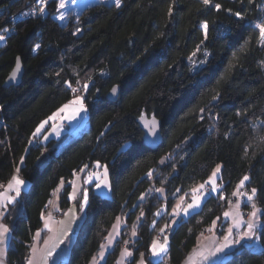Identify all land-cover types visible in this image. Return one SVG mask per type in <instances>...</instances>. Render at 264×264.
Wrapping results in <instances>:
<instances>
[{
	"label": "trees",
	"instance_id": "16d2710c",
	"mask_svg": "<svg viewBox=\"0 0 264 264\" xmlns=\"http://www.w3.org/2000/svg\"><path fill=\"white\" fill-rule=\"evenodd\" d=\"M31 1L0 0V30L9 29L0 41V188L17 169L29 182L2 217L12 236L7 264H26L55 190L63 182L58 198L62 209L68 207L70 181L83 166H107L110 191L84 186L85 218L61 264H89L118 216L125 225L102 264H114L132 223L137 235L128 264L140 255L146 264H181L216 218L222 232V214L245 175L250 179L241 189L258 190L253 202L264 224V44L255 27L264 22V0H212L209 6L202 0H121L119 8L98 2L70 9L63 21L56 18L58 1L50 0L43 14L12 20ZM202 22L208 23L207 40ZM18 56L22 79L4 86ZM114 85L120 91L111 101ZM73 88L86 98L83 127L32 143L36 127L77 94ZM143 114L161 122L162 141L154 149L142 140ZM217 165L219 191L177 220L165 257L152 260L156 211L164 204L171 209L177 194L189 196ZM158 188L163 196L150 192ZM82 198L83 190L75 203ZM240 202L242 210L251 204L245 196ZM257 243L243 241L212 264H264V236Z\"/></svg>",
	"mask_w": 264,
	"mask_h": 264
},
{
	"label": "crops",
	"instance_id": "0c3cea01",
	"mask_svg": "<svg viewBox=\"0 0 264 264\" xmlns=\"http://www.w3.org/2000/svg\"><path fill=\"white\" fill-rule=\"evenodd\" d=\"M61 107L59 109H61ZM57 110L54 113H57ZM52 114L50 116H52ZM80 119H81V117L77 118L75 116V118L72 120H68V119L64 120V118L61 116V114L59 112L55 119L49 120L48 117L46 119H44L43 121H47V122L40 129L39 133H36L35 136H32V139L34 137V138H37V140L40 143H46L49 139L58 138L59 136L64 134L66 131L76 133L84 125V120H82V119L80 120ZM63 121H66L68 126H69L67 130L62 128V122ZM56 122H59L61 125L60 126L61 128H59L58 131L53 130V128H54L53 125ZM37 127H36V129H37ZM36 129L34 130V132H36ZM86 167L87 166L82 167L84 169V171H81V169H82L81 168L80 170L75 172V175L73 174V177L70 181V183H71V191L69 193L70 205L64 209H62V207L60 206V201L58 198V194H59V192L62 189L64 184H63V182H60V184L58 185V187H57L58 190L57 189L55 190L54 196L50 199L51 203H48L46 210L43 213L41 227L34 232V235L32 237V242L29 245V252H28L26 264H28L29 258L32 259V264H45L46 252L49 249H51L54 244H58V246L52 252L51 256H49L47 258V264H61V263H64L68 259L69 254H70L71 245L75 239L78 227H79L80 223L83 221V219L85 218V214H86V207H85L84 211L81 212L79 210V205H77L75 203L80 192L82 190H84L83 189L84 188L83 182H82V179L84 176L83 174H85V180H87L88 176L92 173H99L100 178L103 179L104 167H102L100 169L99 168L96 169V167H95L91 171H86L87 170ZM14 175L18 176L20 179L25 181V184L21 186V193L23 191L27 190L29 188V182L26 181L25 179H23L17 170L14 172V174L11 176V178ZM11 178L8 180L7 183H5V185L0 190V192L5 190L9 181L11 180ZM219 178H220V173L215 178L216 184L218 185L217 192L220 189ZM107 181H108L107 187H104L103 185H101L100 188H97L96 184L98 183V180H97L96 176H93L92 179L89 180L86 184L92 185L93 189L96 192H98L102 195H108L109 191H110V183H109L108 174H107ZM200 184H202V183H200ZM200 184L196 185L194 188H198V186ZM211 187H212L211 184L205 185L204 189H202V191L204 192V196L201 198V202H200L199 206L189 209L187 214H185L183 211H180L179 215H175L173 213V209L178 204L180 205V207L182 209L187 208L188 204L192 203V191H191V194L189 196H181L184 198L183 201H181V197H180L176 201V203L171 207V209H168L165 204L159 207L160 215H156V218L154 220L155 224L152 223V226H156V229H157V232H156L153 240H156L158 243L163 244L164 239L166 237L167 238V245H166L165 251L161 252L159 255L153 256L152 255L153 240H152V243L150 246V258L152 260L159 261L165 257L167 250L169 248V235H168V233H169L170 228L177 223V220L182 216H188L192 212L198 210L202 206L204 200L206 199V197L209 194L217 193V192H211L210 191ZM74 189H75L74 198H70V194H72L74 192ZM240 189H238V190H240ZM7 194L10 196L16 195L14 191H9ZM161 194H164V191ZM19 196L16 198V200L19 198ZM82 200H83V198H82ZM5 204H6V210H7L9 205H11L12 203L7 204V202H5ZM70 209L74 211L75 219H72V214L69 212ZM6 210H5L3 205H0V211H4V213H5ZM61 210H63V212H62L61 216L58 217L57 215ZM251 210H252L251 204H250L249 208L244 211L241 208V202L240 201H239V207H237V202H230L222 214V223L224 226L223 230L221 229L222 232L220 233V232L216 231L217 226H218V221H219V219L216 218L215 219V221H216L215 226H213L212 223L210 225V228L212 230L211 231L208 230V231H206L205 234L199 235V237L197 238L196 245L194 247H192V249L188 252V254L184 258V260L181 262V264H212L214 262H217V261H220L221 259H223L225 254L227 252H229L230 250H232L237 245H230L228 248L224 249L223 252H219L215 256H209V258L207 260H204L200 255H198V253L203 251L204 254L207 255V253L209 251H215V248L224 242L223 237L226 235L228 228L230 226H233L232 217L231 216L225 217L224 216L225 212H231V213H233V215H236L238 213L239 217H241L244 221H246L248 219V214H249V212H251ZM244 212H247V214H246L247 216H244ZM65 213H69V214L65 215ZM156 213H157V211H156ZM159 218H162L160 223H158ZM45 221H48V227L47 228H45V226H44ZM61 221H63V223H60ZM0 223L5 224L2 218H0ZM124 225H125L124 224V217L118 216L116 218L115 222L113 223L112 227L110 228L109 233H108L105 241L102 243V245H105L103 257L100 256V252H101V246H100L98 253L92 257L89 264H102L104 262L107 253L115 246L116 242L120 239ZM165 225H168V227L165 228ZM114 226H117V227H114ZM245 227H246V224H244V223H242L240 225V229H243ZM161 228H164L163 232L160 231ZM240 229H236V228L233 229V237L232 238H234L235 232L239 231ZM38 231H39V236H37ZM65 231L67 232V236H64L62 234ZM133 231H135V235H133ZM125 234H126L125 240H128V241H129V239L133 240V238H135L137 235L135 224H131L128 227ZM110 236L112 239V243L109 245L108 238ZM11 238H12V236H11V232L9 230V233L7 234L6 242L4 245V254H3V256H0V259L3 260V264H7L6 254H7L8 247L11 243ZM45 241H47V244L45 243ZM60 241H62V242H60ZM33 246H35V249H36L35 253H33V251H32ZM257 247H258V245L256 246V248ZM124 249H125V247L120 248L118 256H117L114 264H128V262L132 256V249L127 248L131 252V255L123 256L122 252ZM93 258H95V260ZM141 260H143L144 264H146L143 255H140V257L137 259V261L134 264H140Z\"/></svg>",
	"mask_w": 264,
	"mask_h": 264
},
{
	"label": "snow or ice",
	"instance_id": "6c2138e0",
	"mask_svg": "<svg viewBox=\"0 0 264 264\" xmlns=\"http://www.w3.org/2000/svg\"><path fill=\"white\" fill-rule=\"evenodd\" d=\"M47 0H36V3H38L39 5H41V7L39 8V12L41 14L44 13L45 11V7L44 5L46 4ZM203 5L205 6H209L212 4V0H202ZM115 6L117 8H119L121 6V0H115ZM57 7L60 9L65 8V0H58V4ZM214 7L217 10H220L221 5L220 4H215ZM172 7L169 6L168 8V14L171 15L172 13ZM231 11V10H229ZM33 14H35V10H33ZM236 17L243 19V16L240 12H236L234 14ZM66 14L64 12H60L59 15L56 17L59 20H64L65 19ZM255 27L259 30V43L264 44V22L258 23L255 25ZM200 28L203 31L204 34V40L208 39V23L207 22H202L200 24ZM9 29L8 28H4L2 30V32H0V41L5 39V36L2 34L3 32H7ZM77 31H79V29H77ZM204 41H201V44ZM40 47V45H35V47L33 48V51H36L38 48ZM199 45L197 46V51L199 50ZM196 55L195 52L192 53V55L189 57V60L192 61L193 57ZM205 56H207V53L205 52ZM193 63H195V61H193ZM20 70V57L18 56L16 58V67L13 69V71L10 73L9 78L12 80L16 79L17 73ZM70 87V85H69ZM83 88L85 90H87L88 85L87 83H85L83 85ZM73 92H76L77 89L73 88L72 89ZM118 91V86L114 85L111 88V92L113 95H115ZM216 97H213V99H215ZM85 97L82 96H76L73 100H70L67 104L63 105L61 109L57 110V113H53L52 116L48 117L49 120L55 119L57 117V114L59 112H63L65 110H68L69 108H71L69 114L66 117H63L64 119H68V120H72L75 118V116H77L79 113L86 111V107H85ZM141 119H143V116L141 117ZM47 121H42L41 124L37 127L36 132L33 133V136L36 135V133L40 132V129L44 126V124ZM144 126L145 128L148 129V134L152 135L155 133L156 127H157V121L155 120V118L153 117L150 121L145 120L144 121ZM55 130V129H54ZM101 135H103V133H101ZM264 139V138H262ZM24 158L21 157V160H23ZM97 165H99V162H97ZM221 170V165H217L216 168L214 169L213 173L211 176H209L208 180L205 181L204 183L200 184L198 186V188H193L192 191V203L188 204L187 208H181L180 205L178 204L174 209H173V213L175 215H179L180 211H183L185 214L188 213V210L194 207L199 206L200 202H201V198L204 196V192L202 191V189H204L206 184H211L212 187L210 189L211 192H217L218 189V185L216 184V176L217 173ZM17 171H19V169H17ZM81 171H84V169L82 168ZM107 174H108V170H107V166L104 167V173H103V179L100 178V174L99 173H92L88 176L87 180H85V183H87L89 180L92 179L93 176H96L98 183L96 184L97 188H100L101 185H103L104 187L108 186V181H107ZM75 175V173H74ZM149 175H151V173H149ZM250 179L249 176L245 175L237 184V189H240L241 187L244 186L245 182L248 181ZM74 183V182H73ZM25 184V181L20 179L18 176L14 175L11 180L9 181L7 187L5 188L4 191L0 192V205H3L5 210H6V204L5 202H7V204H11L13 203L16 198L20 195L21 193V186ZM58 190V189H57ZM9 191H14L15 192V196H10L7 193ZM156 191L158 192H163V189H156ZM179 191V190H178ZM257 189L256 188H252L250 193L249 192H244V193H240V192H233L234 196H239V195H243L247 197V200L249 203H251V212H249L248 214V219L246 221H244L241 217H239V214L237 213L236 215H233V213L231 212H225L224 216L225 217H229L231 216L233 219V226H230L227 230L226 235L223 237V243L220 244L219 246H217L215 248V251H209L207 253V255L204 254L203 251L199 252L198 255H200L204 260H207L209 258V256H215L217 253L219 252H223L224 249L228 248L230 245H238L241 244L242 241H253V242H259L261 240V237L264 236V231H261L260 229H264V224L260 223V215H261V209H259L256 204L253 202L256 195H257ZM75 195V189L74 192L72 194H70V198H74ZM143 197V194H142ZM223 199V197H221ZM183 197H181V201H183ZM89 200V194H88V190L84 189L83 190V200L80 202L79 204V210L82 212L84 211L87 203ZM49 203H51V201H49ZM237 207H239V200H237ZM69 212L72 214V219H75V213L73 210H69ZM4 211H0V218H2L4 216ZM69 213H65V215H68ZM141 216L144 215L143 212H141L140 214ZM156 215H160V210H157ZM42 218H43V214H42ZM50 219V218H49ZM60 223H63V221H61ZM153 223L155 224V221H153ZM244 223L246 224V227L243 229H240V225ZM213 226H215L216 221L214 220L212 222ZM45 228L48 227V221H45ZM117 227V226H114ZM168 225H165V228H167ZM240 229L239 231L235 232L234 238L233 237V229ZM212 229L210 228L209 231H211ZM161 232L164 231V228L160 229ZM9 233V228L7 225L0 223V256H3L4 254V245L6 242V238H7V234ZM64 236H67V232H63L62 233ZM133 235H135V231H133ZM37 236H39V231L37 232ZM35 238V237H34ZM62 242V241H60ZM45 243L47 244V241H45ZM108 243L109 245L112 243V239L111 236L108 238ZM127 243V242H126ZM167 245V238L165 237L164 239V243H158L156 240H153L152 243V255L156 256L159 255L161 252L165 251ZM58 246V244H54L52 246L51 249H49L46 252L45 255V264H47V258L49 256H51L52 252L55 250V248ZM104 247L105 245H101V252H100V256L103 257L104 255ZM33 253H35L36 249L35 246H33L32 248ZM123 256H128L131 255V252L125 248L122 252ZM95 260V258H93ZM0 264H3V260L0 259ZM28 264H32V259L29 258L28 259ZM140 264H144L143 260H141Z\"/></svg>",
	"mask_w": 264,
	"mask_h": 264
},
{
	"label": "rangeland",
	"instance_id": "374dc122",
	"mask_svg": "<svg viewBox=\"0 0 264 264\" xmlns=\"http://www.w3.org/2000/svg\"><path fill=\"white\" fill-rule=\"evenodd\" d=\"M58 1V0H57ZM33 0L30 2L31 4H33ZM98 2H108V3H115V0H65V8H63V9H60V8H58V11H57V13H56V17L59 15V13L60 12H64L66 15H67V13H68V11L71 9V10H73V12H77V11H79L81 8H83L84 6H88V5H92V4H95V3H98ZM29 3V4H30ZM36 4V3H35ZM45 7V6H44ZM65 18H66V16H65ZM59 20V19H58ZM65 20V19H64ZM59 21H63V20H59ZM76 96H82L83 97V95H82V93H81V89H79V90H77V94L71 99V100H73ZM69 102V101H68ZM67 102V103H68ZM66 103V104H67ZM62 108V107H61ZM70 110H71V108H69L68 110H65V111H63V112H60V114H61V116L62 117H66L68 114H69V112H70ZM77 118H80L81 117V119L82 120H84V122H86V111H83V112H81V113H79L77 116H76ZM80 119V120H81ZM65 120V119H64ZM68 125L67 124V122L66 121H63L62 122V128H64V125ZM54 128H53V130L54 131H58V129L59 128H61L60 126V123L59 122H56L54 125ZM61 133V132H60ZM31 142L32 143H36V142H38V140H37V138H34L33 137V139H31ZM97 168H102V167H96V169ZM216 168V167H215ZM214 168V169H215ZM86 171H91L93 168H90L89 169V167H86ZM85 171V172H86ZM214 171V170H213ZM213 171H212V173H213ZM212 173H211V175H212ZM220 173V171L217 173V175ZM84 176H83V179H82V182H83V187L85 186V188H86V186H90V185H87L86 183H85V174H83ZM210 175V176H211ZM159 189V188H158ZM241 190V189H240ZM240 190H238V189H236L234 192H239ZM156 192V193H158L159 195H162L163 196V194H161L162 192H158V191H156V189L155 190H150V192ZM181 196H184V195H179V194H177V195H175V198H176V201L181 197ZM244 199V196L243 195H241V197H240V200H243ZM232 202V201H231ZM245 211V210H244ZM61 214H62V210L58 213V217L59 216H61ZM247 214V212H244V216H247L246 215ZM132 224H135V223H132ZM223 228H224V226H222ZM206 231V230H205ZM203 233V231H201V234ZM206 232H204L203 234H205ZM127 242V243H126ZM131 242H132V240H130L129 239V241L128 240H124V242H123V244H122V247H125V248H130L131 249ZM125 244H126V246H125ZM254 247H256L257 245H258V243L257 242H254Z\"/></svg>",
	"mask_w": 264,
	"mask_h": 264
},
{
	"label": "water",
	"instance_id": "95a60500",
	"mask_svg": "<svg viewBox=\"0 0 264 264\" xmlns=\"http://www.w3.org/2000/svg\"><path fill=\"white\" fill-rule=\"evenodd\" d=\"M16 67V63L13 67V69ZM13 69L11 70V72L13 71ZM10 72V73H11ZM10 73L9 75L7 76L6 80H5V83H4V86H10V85H17L20 83L21 79H22V75H23V67H22V64L20 62V70L19 72L17 73V76H16V79L15 80H12L9 78L10 76ZM119 87H118V91L115 95L112 94L111 90L108 92L107 94V98L111 101H114L117 99L118 97V94H119ZM143 116V119H141V117ZM140 118H139V126L143 132V136H142V140H143V143L144 145H146L147 147L151 148V149H154L156 148L157 146H159V144L161 143L162 141V134H161V122L160 120L155 117V116H148L147 114H143ZM155 118V120L157 121V127H156V130H155V133L152 134V135H149L148 134V129L145 128L144 126V121L145 120H148L150 121L152 118Z\"/></svg>",
	"mask_w": 264,
	"mask_h": 264
},
{
	"label": "built area",
	"instance_id": "2783aa9c",
	"mask_svg": "<svg viewBox=\"0 0 264 264\" xmlns=\"http://www.w3.org/2000/svg\"><path fill=\"white\" fill-rule=\"evenodd\" d=\"M33 1H34L33 4L30 3L27 6L26 9L22 10L21 12H19L16 16H14L12 18V20L16 21V20H20V19H25V18H28L30 16H34L36 13H38L39 12V8L41 7V5H39L38 3H36V0H33ZM49 1L50 0H47L46 4ZM46 4L44 6H46ZM33 10H35V14H33ZM0 32H2V30H0ZM7 33H8V31L7 32H3L2 34L5 36ZM68 127H69L68 125H66V124L64 125V129L65 130H67ZM0 190H1V188H0ZM240 193H243V191L241 190ZM240 197H241V195L234 196L233 193H232V195H231V201L232 202H237V200L240 201ZM62 212H63V210H62ZM202 231H203V233L206 232L205 230H202ZM168 235H169V233H168ZM125 246H126V244H125Z\"/></svg>",
	"mask_w": 264,
	"mask_h": 264
}]
</instances>
